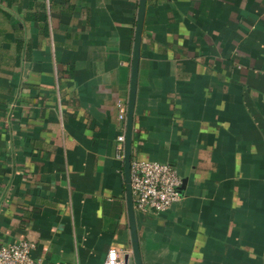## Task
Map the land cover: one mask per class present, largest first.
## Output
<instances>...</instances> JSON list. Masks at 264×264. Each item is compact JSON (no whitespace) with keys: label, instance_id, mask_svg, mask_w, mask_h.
Listing matches in <instances>:
<instances>
[{"label":"crops","instance_id":"obj_1","mask_svg":"<svg viewBox=\"0 0 264 264\" xmlns=\"http://www.w3.org/2000/svg\"><path fill=\"white\" fill-rule=\"evenodd\" d=\"M138 0H0V246L132 263L119 102ZM132 155L181 199L135 215L142 264H264V0H146Z\"/></svg>","mask_w":264,"mask_h":264},{"label":"built area","instance_id":"obj_2","mask_svg":"<svg viewBox=\"0 0 264 264\" xmlns=\"http://www.w3.org/2000/svg\"><path fill=\"white\" fill-rule=\"evenodd\" d=\"M117 118L121 134L117 137V158L123 161L126 103L117 104ZM130 186L135 215L148 216L166 211L181 199L180 178L173 164L141 158H131ZM35 244L31 240H20L0 246V264H42V260L31 254ZM125 251L110 246L100 264H126Z\"/></svg>","mask_w":264,"mask_h":264},{"label":"water","instance_id":"obj_3","mask_svg":"<svg viewBox=\"0 0 264 264\" xmlns=\"http://www.w3.org/2000/svg\"><path fill=\"white\" fill-rule=\"evenodd\" d=\"M146 0H138V8L134 27L133 48L130 64V79L128 86V96L126 100V117L124 130V145H123V179L125 187V204L128 218L130 247L133 264H142L141 253L139 249V241L137 236L135 213L133 208V197L130 186V161L132 158V129L133 116L136 98V84L138 63L140 58V44L142 38V30L145 18ZM125 263L128 264V255L125 256Z\"/></svg>","mask_w":264,"mask_h":264},{"label":"trees","instance_id":"obj_4","mask_svg":"<svg viewBox=\"0 0 264 264\" xmlns=\"http://www.w3.org/2000/svg\"><path fill=\"white\" fill-rule=\"evenodd\" d=\"M132 158H134V155H132Z\"/></svg>","mask_w":264,"mask_h":264}]
</instances>
